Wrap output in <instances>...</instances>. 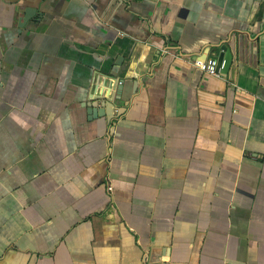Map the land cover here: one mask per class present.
Returning <instances> with one entry per match:
<instances>
[{"label": "crops", "instance_id": "crops-1", "mask_svg": "<svg viewBox=\"0 0 264 264\" xmlns=\"http://www.w3.org/2000/svg\"><path fill=\"white\" fill-rule=\"evenodd\" d=\"M0 264H264V0H0Z\"/></svg>", "mask_w": 264, "mask_h": 264}, {"label": "water", "instance_id": "water-1", "mask_svg": "<svg viewBox=\"0 0 264 264\" xmlns=\"http://www.w3.org/2000/svg\"><path fill=\"white\" fill-rule=\"evenodd\" d=\"M36 11L37 10L33 8H26L20 15H18V28L26 26L30 22V20L34 18ZM36 21L38 20L36 19ZM217 48L219 49V51L215 53L214 56L216 57L215 59L217 62L218 73H220L222 76H227L229 67L231 65L232 55L229 50L225 49L224 46H222V44L218 45ZM206 49H204L203 54H201L200 56H192V60L205 62L208 59L209 47H207ZM120 65V59H117V61L115 62L114 70H116V67ZM111 76L114 77L115 73H111ZM133 87L135 91L136 83H134ZM113 99L119 100L120 97H115L114 95H112V93L92 96V98H90V101L86 103L88 119L91 120L103 117L107 123L113 125L116 118H118L124 111V107L114 108V105L112 104Z\"/></svg>", "mask_w": 264, "mask_h": 264}, {"label": "built area", "instance_id": "built-area-1", "mask_svg": "<svg viewBox=\"0 0 264 264\" xmlns=\"http://www.w3.org/2000/svg\"><path fill=\"white\" fill-rule=\"evenodd\" d=\"M197 67L210 75L218 76L217 62L215 58H208L205 62L196 61Z\"/></svg>", "mask_w": 264, "mask_h": 264}]
</instances>
